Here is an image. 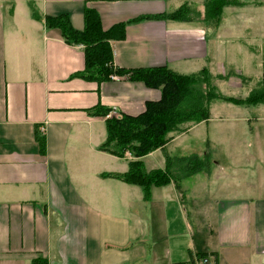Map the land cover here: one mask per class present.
<instances>
[{"label": "crops", "instance_id": "obj_1", "mask_svg": "<svg viewBox=\"0 0 264 264\" xmlns=\"http://www.w3.org/2000/svg\"><path fill=\"white\" fill-rule=\"evenodd\" d=\"M27 2L0 0V264H196L198 254L212 256L215 264H264V101L231 103L245 110L233 112L232 121L244 122L252 150L246 149L245 157L257 163L251 169L257 182L249 189L231 176V199L218 204L205 230L193 222L195 207L190 206L189 220L183 205L204 198L202 188L193 195L170 183L152 187L144 200L140 187L102 176L125 173L132 158L98 151L106 139L105 122L88 110L100 105L110 116L136 115L146 101L159 99V90L122 79L97 85L73 78L83 70L82 47L66 45L58 31L33 20ZM32 2L42 16L66 14L77 31L83 29L85 8L94 10L107 30L181 6L178 0ZM202 2L184 4L202 15ZM240 2L223 9L216 27L201 15L128 24L124 39L110 42L113 62L123 69L166 66L180 75L204 68L242 94L233 99H245L264 78V0ZM221 45L228 63H220ZM35 126L45 138L44 154L34 140ZM157 152L143 163L154 161ZM248 164L237 170L245 172ZM173 167L168 170L175 174ZM203 239L212 245L199 253Z\"/></svg>", "mask_w": 264, "mask_h": 264}, {"label": "trees", "instance_id": "obj_2", "mask_svg": "<svg viewBox=\"0 0 264 264\" xmlns=\"http://www.w3.org/2000/svg\"><path fill=\"white\" fill-rule=\"evenodd\" d=\"M27 3L33 20L42 22L46 30L58 31L66 45L82 47L83 70L74 74L73 78L100 85L110 81L113 75L159 90V99L146 101L143 111L136 115L120 113L107 117L111 110L100 105L88 110L90 115L101 117L105 122L106 139L97 148L98 151L120 159L126 158V155L132 158L128 161V170L125 173L102 176L140 187L144 200L149 199L152 187L167 186L173 177L168 168L146 170L143 163L145 156L164 148L174 135L208 121L210 104L213 101L241 105H256L264 101V78L259 81L258 89L251 92L247 98L235 100L221 95L216 88V81L224 77L212 76L204 68L194 74L180 75L166 66L123 69L114 64L110 42L123 40L128 24L149 19L189 21L195 17L200 18L201 13L190 10L187 4L181 5L171 13L141 16L126 23L115 24L107 30L102 29L98 14L90 8H85L83 29L77 31L71 26L66 14L42 16L32 0ZM242 4L244 3L238 0H203L202 21L216 27L221 21L225 7ZM34 140L39 153L44 154L45 138L38 126L34 128ZM177 161L184 163V168H189L188 172L193 173L199 171L202 165L196 156L181 157ZM205 257L206 254H198L196 260Z\"/></svg>", "mask_w": 264, "mask_h": 264}, {"label": "rangeland", "instance_id": "obj_3", "mask_svg": "<svg viewBox=\"0 0 264 264\" xmlns=\"http://www.w3.org/2000/svg\"><path fill=\"white\" fill-rule=\"evenodd\" d=\"M176 1L177 0H173V4ZM178 2L182 5L185 3V0H178ZM194 9L195 7L193 10ZM227 17V12L224 11V19L222 22L226 27L228 26ZM225 31L223 33H228V29ZM222 46L223 45L220 46L219 59L220 63H226L229 58L225 56ZM216 88L223 96L232 98L242 97L240 92L234 94L235 92H231V89L225 87L220 81H216ZM210 111V120L199 123L190 130H186L177 136L175 135V138L171 139L162 150H158L157 153H154L152 157L154 161L149 162L148 159H146L144 163L146 170L155 167L156 164L166 165L167 163L165 168H170V165H174L173 170L177 172L173 174L171 180L172 184L179 186L182 191L188 188L190 194L193 195H196L202 190L206 193L204 198H191L186 201L185 204L183 202L185 213L187 212L189 220L192 213L190 206H193L197 213V218L195 220V214L193 212V222L195 223V221H197L205 227V230H208L207 224L211 225L218 204L223 200L231 199V176H236L237 181L241 180L239 182L244 183V186H248L249 189H251L250 185H252V183L257 182V180H253V175L255 174L254 169L251 170L252 168L256 169L257 163L251 161L252 158L249 161V158L245 157V150L250 148L248 147L250 141L247 140L248 135H246L244 131V122L232 121L234 117L233 112L243 113L245 110L242 108L234 109V106L229 102L213 101L210 104ZM251 148L254 149L253 146ZM234 151L236 152V157L233 156ZM250 151L252 152V150ZM189 156H196L201 162L202 165L199 171L194 173L188 172L189 168H184V163L182 162V164L176 165V161L179 160V157ZM163 157H165V159H163ZM233 160L235 161V166ZM247 162H249L248 167H250L248 170H245V172L237 170L238 167L244 168V164ZM233 169L236 170L234 174L232 172ZM196 187L202 188V190L196 189ZM243 192L248 193L246 190L240 193ZM159 224L162 225V222L158 221V225ZM198 236L203 238L202 235ZM150 239L151 238L147 241L148 244ZM211 245L212 242L209 239H203L198 246L200 249L199 253L208 252L207 247ZM206 258V264L216 263L212 256L207 255Z\"/></svg>", "mask_w": 264, "mask_h": 264}, {"label": "built area", "instance_id": "obj_4", "mask_svg": "<svg viewBox=\"0 0 264 264\" xmlns=\"http://www.w3.org/2000/svg\"><path fill=\"white\" fill-rule=\"evenodd\" d=\"M110 79L111 80H118L119 78L118 77H116V76H111L110 77ZM111 115H113V113H111ZM110 116V113L108 114V116L107 117H109ZM207 263V258L205 257V258H203V259H200V260H196V264H206Z\"/></svg>", "mask_w": 264, "mask_h": 264}]
</instances>
